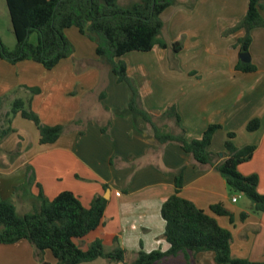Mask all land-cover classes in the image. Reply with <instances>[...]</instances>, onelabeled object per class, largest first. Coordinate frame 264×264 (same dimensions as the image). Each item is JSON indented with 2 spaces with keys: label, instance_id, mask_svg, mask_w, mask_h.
<instances>
[{
  "label": "crops",
  "instance_id": "crops-1",
  "mask_svg": "<svg viewBox=\"0 0 264 264\" xmlns=\"http://www.w3.org/2000/svg\"><path fill=\"white\" fill-rule=\"evenodd\" d=\"M5 1V4H4ZM139 0H120L128 6ZM166 9L163 37L170 43L181 42L180 52L155 46L150 52L133 51L122 57L129 75L137 82L144 107L161 116L176 106L188 140L200 138L211 124H220L210 150L225 151L231 132L239 148L256 145L253 158L239 166L243 175L259 176L258 191L264 194V28L252 30L249 53L255 72L236 69L240 59L238 41L246 31H231L246 16L249 0H178ZM1 13L8 17L9 35L0 36L11 49L16 45L6 0H0ZM264 17V8L261 10ZM74 53L48 70L42 64L25 60L12 64L0 58V192L17 171L25 169L22 181L13 182L23 192L22 199L39 205L41 188L49 198L72 191L89 207L93 198L108 200L102 225L87 236L75 239L87 250L97 239L106 251L116 246L126 250L132 262L144 250L170 248L165 238L166 222L161 209L175 192L176 171L186 166L181 196L215 217L232 233V254L251 261L264 260V213L251 210V201L234 195L222 175L212 165L201 166L177 143L160 146L151 127L141 117L120 115L127 108L129 89L97 55L96 43L76 27L66 30ZM11 35V36H10ZM6 36V37H5ZM33 42L37 36H32ZM38 88V92L32 89ZM22 99L50 126L61 125L63 134L52 144H40V132L33 121L20 113L5 123L13 104ZM255 118L261 127L248 131ZM163 126L173 127L172 121ZM14 132L4 139L2 131ZM106 128V131H103ZM19 149L11 162L8 154ZM10 161V162H9ZM240 195V194H239ZM15 198V197H14ZM17 202V199H12ZM223 203L233 214L220 216L211 206ZM17 206V205H16ZM18 210V207H17ZM19 212V211H18ZM29 213V211H25ZM248 213L243 219L242 213ZM20 213V212H19ZM23 213L21 215H24ZM44 264H57L50 250ZM0 264H42L28 240L0 244ZM82 264H120L98 258ZM160 264H185L184 255ZM194 264H216L212 252L196 255Z\"/></svg>",
  "mask_w": 264,
  "mask_h": 264
},
{
  "label": "trees",
  "instance_id": "trees-1",
  "mask_svg": "<svg viewBox=\"0 0 264 264\" xmlns=\"http://www.w3.org/2000/svg\"><path fill=\"white\" fill-rule=\"evenodd\" d=\"M12 20L16 45L9 48L0 36V58L16 64L31 60L42 64L46 69L55 68L62 60L74 53V45L66 30L76 27L97 45V55L129 89L127 108L120 115L143 118L151 127L156 142L163 146L174 142L192 155L201 166L212 165L226 180L232 193L246 196L255 213H264V194L259 193V176L243 175L239 171L242 163L250 161L256 145L239 148L233 142L231 132L225 142V151L214 153L210 150L213 136L222 126L211 124L200 138L188 140L181 124V116L176 106L169 107L161 116L151 114L143 105L137 82L129 75L128 65L122 59L133 51L150 52L155 46L181 51V42L170 43L163 37L165 22L163 12L179 4L178 0H139L122 6L120 0H6ZM196 0H191L189 8H194ZM264 0H249L245 18L231 31L244 28L246 34L240 38V53L249 52L252 43V30L264 28L261 10ZM37 36V41L31 40ZM236 69L255 72L257 66L242 60ZM38 92V88L32 89ZM2 101L0 100V108ZM18 113L33 121L40 132V144L55 143L63 134L61 125L44 124L39 115L26 107L22 99H17L9 114L8 123ZM163 121H172L173 127L163 126ZM261 127L259 118L252 119L248 131ZM106 131V128H103ZM9 126L2 131L4 139L13 133ZM19 155V149L12 152ZM186 166L176 171L175 192L164 202L161 214L166 222L165 238L170 244L166 251L157 249L151 252L141 250L132 262L126 261V250L116 246L106 251L101 239L95 240L87 250H83L75 239L83 238L98 229L108 206L103 195L93 198L86 207L72 191H63L49 199L41 188L39 205L33 212L21 215L15 202L5 198L0 192V244H15L28 240L34 247L36 258L44 264L45 252L50 250L57 264H82L98 258L120 264H160L171 258L184 255L185 264H194L198 253L212 252L216 264H264L235 257L232 254L233 236L229 229L222 227L217 219L192 201L181 196ZM211 211L220 216H228L233 221L232 212L223 203L211 206ZM248 213H242L245 219Z\"/></svg>",
  "mask_w": 264,
  "mask_h": 264
},
{
  "label": "rangeland",
  "instance_id": "rangeland-1",
  "mask_svg": "<svg viewBox=\"0 0 264 264\" xmlns=\"http://www.w3.org/2000/svg\"><path fill=\"white\" fill-rule=\"evenodd\" d=\"M4 4H5V1H4ZM5 22H9V19H8L7 16H5L4 14L1 13V5H0V27H1L2 31H3V35H6V34L9 35V32L6 29V26L9 25V24H5ZM7 124H8V120L5 123V126ZM18 157L19 156L15 155L14 153H9L8 154V159L11 162H13V160L17 159ZM25 169H26V166H25L24 169L18 170L16 172L17 176L11 182L4 181L3 184H2V187H3L2 189H3L4 195L6 197L9 196V195H11V196L14 195V197L17 199V202L15 201V204L17 205L18 211L21 214L26 213L25 211L33 212L35 209H37V206H34L35 203L33 202V199L32 200L29 199L28 201H26L27 199H25V200L22 199L23 197H21V195H23V192L21 190L15 189V187H17V186H15L14 183H13L14 181L17 182V183L22 181L23 176H25L26 173H27V172H25ZM233 194L236 195V196H241L242 197V195H239L238 193H233ZM14 197L12 196L11 199H15Z\"/></svg>",
  "mask_w": 264,
  "mask_h": 264
},
{
  "label": "water",
  "instance_id": "water-1",
  "mask_svg": "<svg viewBox=\"0 0 264 264\" xmlns=\"http://www.w3.org/2000/svg\"><path fill=\"white\" fill-rule=\"evenodd\" d=\"M240 59L243 62L248 63L251 61V54L249 52H243L240 54Z\"/></svg>",
  "mask_w": 264,
  "mask_h": 264
},
{
  "label": "built area",
  "instance_id": "built-area-1",
  "mask_svg": "<svg viewBox=\"0 0 264 264\" xmlns=\"http://www.w3.org/2000/svg\"><path fill=\"white\" fill-rule=\"evenodd\" d=\"M233 201H234V202H236V201H237V196H235V197L233 198Z\"/></svg>",
  "mask_w": 264,
  "mask_h": 264
}]
</instances>
